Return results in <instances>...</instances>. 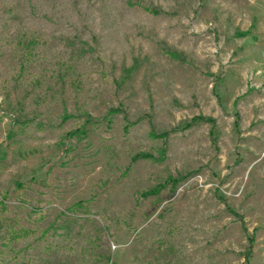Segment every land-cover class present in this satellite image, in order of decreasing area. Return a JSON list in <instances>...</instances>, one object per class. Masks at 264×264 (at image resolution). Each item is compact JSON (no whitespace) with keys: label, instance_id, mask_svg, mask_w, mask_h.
Returning <instances> with one entry per match:
<instances>
[{"label":"rangeland","instance_id":"rangeland-1","mask_svg":"<svg viewBox=\"0 0 264 264\" xmlns=\"http://www.w3.org/2000/svg\"><path fill=\"white\" fill-rule=\"evenodd\" d=\"M0 264H264V0H0Z\"/></svg>","mask_w":264,"mask_h":264}]
</instances>
